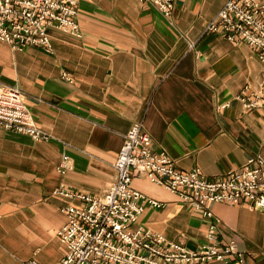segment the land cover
I'll return each instance as SVG.
<instances>
[{
  "label": "crops",
  "instance_id": "0c3cea01",
  "mask_svg": "<svg viewBox=\"0 0 264 264\" xmlns=\"http://www.w3.org/2000/svg\"><path fill=\"white\" fill-rule=\"evenodd\" d=\"M226 1L175 0L168 19L140 0H79L81 37L51 28L52 52L0 41V82L20 88L35 123L53 135L34 141L0 128V264L61 262L62 208L81 203L53 190L103 195L134 122L178 170L210 179L264 153V108L246 110L237 99L260 86L264 63L249 45L205 32ZM63 154L65 175L57 169ZM132 185L165 203L146 206L139 224L193 249L205 241L209 221L200 211L146 178ZM211 208L221 237L245 253L233 264H264V212L243 201Z\"/></svg>",
  "mask_w": 264,
  "mask_h": 264
},
{
  "label": "built area",
  "instance_id": "2783aa9c",
  "mask_svg": "<svg viewBox=\"0 0 264 264\" xmlns=\"http://www.w3.org/2000/svg\"><path fill=\"white\" fill-rule=\"evenodd\" d=\"M171 19L175 0H140ZM79 0H0V41L15 50L35 46L52 52L50 29L82 36L78 22ZM206 33L223 36L238 45L247 44L264 63V2L227 0L206 25ZM73 82L68 73L63 74ZM246 110L264 108V79L257 89L249 87L237 96ZM0 128L30 136L34 141L53 138L39 127L30 113L24 92L0 82ZM264 144V141H263ZM118 172L103 195L74 191L65 184L55 195L77 200L62 208L67 222L57 234L66 248L59 264H224L242 263L245 253L234 240L221 237L220 220L211 205L246 202L250 210L264 212V153L250 156L239 169L219 179L208 178L200 169L182 172L164 150L154 148L141 122H134L124 137L115 162ZM65 175L70 169L67 154L57 167ZM146 178L176 194L183 203L208 219L205 241L193 249L169 240L160 232L139 224L146 206L161 208L165 203L133 187L134 178ZM25 264H42L32 259Z\"/></svg>",
  "mask_w": 264,
  "mask_h": 264
}]
</instances>
